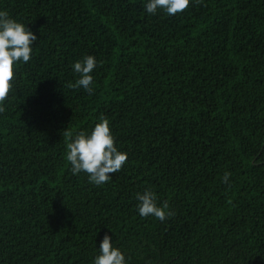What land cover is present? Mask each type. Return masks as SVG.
Instances as JSON below:
<instances>
[{
	"label": "trees",
	"instance_id": "1",
	"mask_svg": "<svg viewBox=\"0 0 264 264\" xmlns=\"http://www.w3.org/2000/svg\"><path fill=\"white\" fill-rule=\"evenodd\" d=\"M146 2L0 0L37 36L0 105V264H94L106 233L127 264H264V0ZM101 116L128 159L95 185L66 133ZM146 188L175 215L141 217Z\"/></svg>",
	"mask_w": 264,
	"mask_h": 264
},
{
	"label": "clouds",
	"instance_id": "2",
	"mask_svg": "<svg viewBox=\"0 0 264 264\" xmlns=\"http://www.w3.org/2000/svg\"><path fill=\"white\" fill-rule=\"evenodd\" d=\"M190 0H147L144 7L147 13L156 14L158 9L168 15L183 12L189 6ZM201 3L202 0H196ZM37 36L23 23L10 17L6 10H0V105L7 99L12 88L14 65L21 60L28 62L31 58L33 42ZM97 66L94 56L87 55L73 64V71L79 74V79L70 87H83L89 95L92 88L93 69ZM5 108L0 106V113ZM70 140L66 145V160L71 165L73 174L84 172L90 183L102 185L107 183L112 174L119 172L127 162L126 152L119 151L115 146L114 137L110 130L109 120L101 116L90 134L80 131L74 137L66 133ZM230 177L225 172L222 182L227 183ZM140 202L138 211L141 217L154 216L161 222L175 215L169 210L167 201L162 206L157 205V195L151 189L136 193ZM100 254L94 259V264H127L122 251L113 247L111 237L106 233L99 246Z\"/></svg>",
	"mask_w": 264,
	"mask_h": 264
}]
</instances>
